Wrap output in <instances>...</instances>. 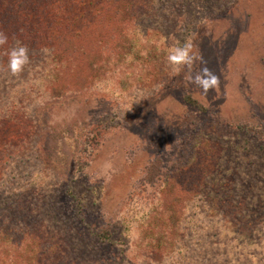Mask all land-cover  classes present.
Here are the masks:
<instances>
[{
	"label": "rangeland",
	"instance_id": "obj_1",
	"mask_svg": "<svg viewBox=\"0 0 264 264\" xmlns=\"http://www.w3.org/2000/svg\"><path fill=\"white\" fill-rule=\"evenodd\" d=\"M99 1L87 0L82 10L88 14V2ZM160 1L179 12L159 24L170 32L167 40L154 15L160 6L152 10V22L148 16L153 26L143 36L149 57L135 78L140 86L131 81L123 92L103 89V77L93 86L92 73L81 71L63 81L60 86L68 87L56 96L53 89L38 97L26 113L27 132L35 135L26 149L1 154L0 148L1 209L13 220L34 223L30 239L40 241L9 264H233V257L239 264H264V229L251 245L236 233L264 218V203L256 214L244 196H236L251 172L264 177V0ZM133 2L135 16L143 17L142 3ZM12 22L14 46L28 25L23 31ZM186 41L200 58L173 68L166 55ZM52 52V60L63 61L70 49ZM203 67L218 78L206 95L190 82ZM6 92L0 106H13L8 116L24 109L21 91L15 90V102ZM17 115L7 118L13 127ZM10 155L20 164L9 165L15 160ZM33 173L36 183L28 186ZM18 180L24 183L18 186ZM169 190L166 214L149 220L151 237L130 239L122 214L131 207L159 213L158 201ZM222 221L235 226L222 237L230 241L227 255L216 239L215 222ZM208 222L215 224L207 229ZM112 230L111 239L122 241L108 245ZM161 231L175 240L176 250L160 242Z\"/></svg>",
	"mask_w": 264,
	"mask_h": 264
},
{
	"label": "trees",
	"instance_id": "obj_2",
	"mask_svg": "<svg viewBox=\"0 0 264 264\" xmlns=\"http://www.w3.org/2000/svg\"><path fill=\"white\" fill-rule=\"evenodd\" d=\"M133 1L142 3L144 9L143 17L135 16ZM122 2L123 4H121ZM88 3H90L91 7H89L87 14V11L82 10L84 4L87 5V0H0V32L8 37L4 44H0V93L7 91L5 94L10 96L17 90L21 91L19 95L24 96V109L14 111L10 116L8 114L13 106H9V104L3 107L0 106L1 154L10 152L11 147L17 149V151H23L30 145L35 135H30L27 132L29 123L27 125L25 123L27 120L24 119L26 113H29L30 110L40 103L38 97L44 96L46 98L47 95H51L53 89L55 96L59 90H65L68 85L64 88L60 85L66 79L71 78L72 75L83 76L84 73L81 71L92 73L93 86L97 85L99 79L103 77V80L101 79L102 82H105L103 89L109 88L111 91L120 88L123 92L125 86L131 81L133 85L140 86V84L135 82V78L137 75H140L141 68L145 71L148 64L146 59L149 57L145 47L147 46V39L143 38V36H147L150 27L153 26L147 22L148 16H150L149 20L151 21L153 17L151 16L152 10L155 7L158 8L157 5H159V10L154 15L158 25H161L163 18L169 13L178 15L179 12L176 10V6L169 5L168 2H161L160 0H100L97 5H94L95 2ZM93 5L95 6L94 8ZM71 7L75 11L69 14L67 10ZM13 19H15L17 26L22 30L28 25V31L25 32V35H22L23 38L20 35L15 36V39L28 49L29 62L24 67L27 71L25 77H21L23 69L15 76L11 75L7 69L8 51L13 47L10 45V43L13 44L12 37L9 36L14 30L12 27ZM160 25L161 37L167 40V34L170 32H167L164 28L162 29ZM33 34H35V37L31 36ZM59 46L64 51L66 48H69L70 52L66 56H63V61L52 60V51L55 53ZM43 49H47V52H44ZM60 57L62 56L60 55ZM142 63H145V66ZM136 64L137 67H135ZM130 68L133 69L130 70ZM30 95L31 97L34 96L37 100L32 99ZM14 96L15 93L11 97ZM27 101H34V103H27ZM14 105L21 106V103H14ZM13 115H17L13 121L15 123L14 127L11 122L13 118L10 121L7 119ZM24 132L26 133L24 134ZM19 133H23V135L18 136ZM0 157L1 160L4 159L2 156ZM11 157H14L15 160L11 161L9 165L20 164L17 155ZM27 158L29 161L31 160L30 155ZM6 161L9 163L8 160ZM22 170L23 168L20 166L19 171L21 172ZM35 175L33 173L30 179L27 180L28 186L36 183L33 182ZM245 181L248 183V186L244 188L236 187V196H244L246 204L255 209V213L258 214L262 212V206L260 205L264 203V200L260 203L257 202L260 199H264V177L260 178L258 174L251 172L245 178ZM23 183L24 180H18V186H21ZM4 187L5 184L1 185L0 191ZM171 193L174 192L169 190L167 195L162 194L160 197L158 201L160 206L159 213L152 207L147 210L145 209V211L131 207L128 209L130 212L125 211L122 214L128 216L127 224H123V226L130 239L138 241L140 235L144 239L151 237L150 230L152 229V225L149 223V220L153 216L166 214L162 212H166L168 195ZM99 201L101 202V199ZM208 207L209 211L216 210L213 206ZM241 210H244L245 213L248 209L244 207ZM215 223L219 224V234H217L216 239L217 241H221L222 245L225 246V255L230 254V241L227 244L222 241V237L228 234L225 231L234 232L235 226H228L223 221ZM215 223L208 222L205 226L208 229ZM252 224L253 226L248 224L245 230H237L238 232H236L239 236L247 239L249 245L255 241L256 235L264 229V218ZM32 225L35 224L23 219L17 218L13 220V218L7 215L5 208L0 210V264L3 261L5 263L8 262L7 264L16 261L18 255H22L30 242L31 244L33 241L40 243L36 238L33 241L30 239L33 237ZM162 231L159 233L160 242L164 241L165 245L173 247L172 249L176 250L175 240H167L170 236ZM190 231L194 232V230ZM114 233L115 231L113 230L109 232L110 239ZM19 235L20 237H18ZM198 239L200 241L206 240V238L201 237ZM111 241L104 242L111 245L112 243H119L122 241V238L111 239ZM206 249L209 251V248ZM239 261L235 257L232 258L233 264H239ZM58 262L61 261L58 260ZM21 264H25L23 260Z\"/></svg>",
	"mask_w": 264,
	"mask_h": 264
},
{
	"label": "clouds",
	"instance_id": "obj_3",
	"mask_svg": "<svg viewBox=\"0 0 264 264\" xmlns=\"http://www.w3.org/2000/svg\"><path fill=\"white\" fill-rule=\"evenodd\" d=\"M8 37L0 32V44H4ZM47 52V49H43ZM200 57L192 52L190 42H185L172 48L166 55L167 62L176 68L181 65H191L194 60ZM29 62L28 49L25 45L17 42V44L8 51L7 69L8 72L15 76L20 73L23 67ZM190 82L199 87L203 94H207L209 89H215L218 85V78L207 67H203L194 76L190 77Z\"/></svg>",
	"mask_w": 264,
	"mask_h": 264
}]
</instances>
